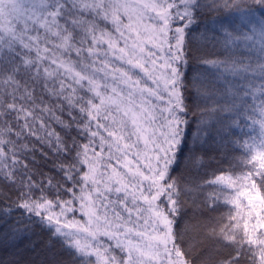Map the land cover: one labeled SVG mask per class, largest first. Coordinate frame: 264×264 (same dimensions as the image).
<instances>
[{
  "label": "snow or ice",
  "instance_id": "snow-or-ice-1",
  "mask_svg": "<svg viewBox=\"0 0 264 264\" xmlns=\"http://www.w3.org/2000/svg\"><path fill=\"white\" fill-rule=\"evenodd\" d=\"M201 16L226 50L252 40L237 16L260 39L246 44V60L201 57L237 79L223 91L231 102L201 115L228 112L227 127L249 121L256 135L232 141L245 149L235 166L198 183L174 166L191 111L185 38ZM58 111L86 142L69 145L51 129L50 120L64 124ZM206 125L186 167L206 166L197 154ZM36 144L56 153L59 179L38 165ZM193 193L203 194L197 210L226 212L191 223ZM17 213L25 225L0 235L14 256L25 242L35 250V228L48 251L67 255L39 264H264V0H0V219Z\"/></svg>",
  "mask_w": 264,
  "mask_h": 264
},
{
  "label": "trees",
  "instance_id": "trees-1",
  "mask_svg": "<svg viewBox=\"0 0 264 264\" xmlns=\"http://www.w3.org/2000/svg\"><path fill=\"white\" fill-rule=\"evenodd\" d=\"M198 19L200 23L190 26L185 38V48L189 55L187 56L188 63L183 66L182 71L185 76V96L187 97L191 111L186 117L189 123L186 129L187 140L184 145V152L181 154L177 165L174 166L176 167L174 175L183 174L188 179L202 183L205 178H211L213 172L219 174L221 170H228L230 165L235 166L236 159L241 156L245 149L239 144L232 143V141L247 140L249 136L256 135V132L253 131L249 121H245L242 127L239 128L227 127L231 122L229 119L230 113L228 112L208 111L205 115H201L206 109H219L226 102L230 103L231 97H225L223 91L228 86V81L237 82V79L230 74L225 73L224 76H221L220 72L211 64L203 63L201 57L207 60H225L235 53L236 57L246 60L249 54V49L246 47V44L251 45L252 43L241 41L239 42V48H233L231 51L226 50L222 45L215 42L212 33L204 34V25L209 18L201 16ZM235 24L243 32L244 23H242L239 16L236 17ZM241 53H244V56H240ZM220 71H223V68ZM193 81H197L201 89H206L209 94H212L214 100L218 101V103H213V100L205 101L203 99H197L196 87L193 86ZM49 100L54 101V98H49ZM49 100H46L45 103H49ZM56 114L61 116L64 124L61 125L54 119L50 120L49 123L52 130L59 133L69 145L73 141L77 144L86 142L82 136L78 135L75 125H72L71 128L67 127L70 120L67 111L63 113L58 111ZM201 120L207 122L205 130L201 132L202 140L206 137V134L208 135L206 137L207 143H204L202 148L197 145L199 149L197 154L204 156L206 166L197 170L196 168L186 167L185 157L187 156L189 147L192 146L193 137L198 131V125H200ZM36 148L37 152L35 155L38 165L45 173L59 179V174L52 167L53 163L57 160L56 153L40 144H36ZM42 152L46 155H42ZM186 199L187 216L185 219L190 220L193 224L197 221L202 223L207 222L210 217H218L226 212L223 205L214 212L197 210L193 205V201L199 205L203 199V194L201 193H193L186 197ZM25 223L20 220L18 213L7 220L0 219V235L7 233L14 227H23ZM31 239L36 243L35 250H31L30 248L26 249L27 242H25V244L19 245L20 255L18 256L13 255L17 250L11 247L10 242L7 245L0 244V261L7 262L16 259L20 261V264H32L33 261L39 264V260L43 259L44 255L50 258L55 256L57 259L67 260V255L61 253L58 245L51 251L45 248L48 239L46 232L35 228L34 234H31Z\"/></svg>",
  "mask_w": 264,
  "mask_h": 264
},
{
  "label": "rangeland",
  "instance_id": "rangeland-1",
  "mask_svg": "<svg viewBox=\"0 0 264 264\" xmlns=\"http://www.w3.org/2000/svg\"><path fill=\"white\" fill-rule=\"evenodd\" d=\"M257 16H259V13H257ZM242 23H244V21L241 19ZM243 32L246 33L247 35L252 36V40L247 41L248 43H253V41L256 42V46L259 47V35H253L251 32V25H249L247 28H243Z\"/></svg>",
  "mask_w": 264,
  "mask_h": 264
}]
</instances>
